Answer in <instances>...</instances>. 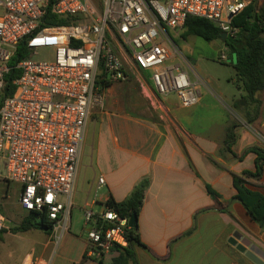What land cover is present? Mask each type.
<instances>
[{
  "label": "built area",
  "instance_id": "built-area-1",
  "mask_svg": "<svg viewBox=\"0 0 264 264\" xmlns=\"http://www.w3.org/2000/svg\"><path fill=\"white\" fill-rule=\"evenodd\" d=\"M256 1L0 0V101L18 46L26 40L30 52L16 64V91L0 107V179L20 186L22 209L44 215L52 232L68 231L99 83L136 77L154 104L175 95L183 108L198 105L199 86H210L169 31L185 29L187 19L196 17L234 38V19ZM43 50L51 60H39ZM219 59L228 61L225 53ZM105 184L100 177L99 189ZM129 220L107 207L100 214L85 210L84 222L92 225L85 258L102 261L115 247H127ZM7 229L9 220L0 212V232ZM24 264L49 263L35 257Z\"/></svg>",
  "mask_w": 264,
  "mask_h": 264
},
{
  "label": "crops",
  "instance_id": "crops-1",
  "mask_svg": "<svg viewBox=\"0 0 264 264\" xmlns=\"http://www.w3.org/2000/svg\"><path fill=\"white\" fill-rule=\"evenodd\" d=\"M169 34L200 70L204 56L195 58L192 35ZM235 76L234 70L227 78L231 90L211 82L220 94L201 84V100L192 108H183L175 95L161 99L166 118H145L109 107L95 110L81 147L70 229L51 233L7 229L0 234V264H24L35 257L49 264H112L120 255L117 250L102 261L84 259L90 226L84 222V212L102 213L111 197L124 201L144 177L150 178V185L138 217V235L145 247L134 248L131 264H254L229 240L240 233L264 251V231L241 203L233 201L234 177L256 170L257 155L247 151L264 148V92L259 95L260 112L251 123L244 121L235 109L238 96H245ZM191 78L196 82L195 76ZM251 107L255 112L252 104L244 113ZM233 123L239 125L232 147L236 157L225 150ZM100 177L106 184L99 189ZM208 187L219 197L211 196ZM247 187L264 194V167L260 178L247 180ZM21 213L28 214L23 209ZM22 220L16 219L19 225Z\"/></svg>",
  "mask_w": 264,
  "mask_h": 264
},
{
  "label": "trees",
  "instance_id": "trees-1",
  "mask_svg": "<svg viewBox=\"0 0 264 264\" xmlns=\"http://www.w3.org/2000/svg\"><path fill=\"white\" fill-rule=\"evenodd\" d=\"M253 4L234 19L233 25L239 29V33L234 38L228 37L227 40L224 41V44L235 56L236 62L233 65L236 73L235 79L238 87L245 93V96H243L245 105L242 106L240 102H237L235 109L239 112L244 110L247 111L250 105L255 104L256 108L254 113L257 115L262 105L259 95L264 92V3L257 8H255ZM50 24L51 22L48 21L47 25ZM57 24L64 25L66 21H59ZM185 29L187 36L192 35L207 42L219 40L222 35L220 29L213 23L196 17L187 19ZM29 53L28 43L25 40L18 46L17 53L10 62L11 70L6 77V87L1 97L0 107L5 99L13 96L15 93L16 86L14 81L20 76V70L16 69L15 66L20 61L28 58ZM110 86L111 84L99 83V92L103 93ZM246 115L248 116L246 120L248 123H251L255 118H249L251 115L250 112H246ZM238 127L239 125L237 123H233L228 128L225 141V150L234 157H236V155L232 151V147L237 140L236 129ZM248 152L257 155L255 161L256 170L254 172L244 171L240 176L234 177V187L237 193L233 197V201L241 203L251 220L264 231V194L253 191L247 187V180L249 178H260L262 176L264 167V148L254 147L249 149L246 154H248ZM149 185L150 178L144 177L136 184L133 191L124 201L117 202L111 197L105 206L114 209L123 217L130 218L133 214H137L139 217ZM208 193L215 198L219 197L218 193L210 187H208ZM32 229L51 233L53 231V223L49 222L42 214L30 213L24 217L21 224L12 229L11 232L20 233ZM4 232H6V230L0 232V234ZM127 240V247H115L113 249L119 251L120 255L113 260L112 264H131L135 259L134 248L136 246L145 247L138 235V229H131L127 233Z\"/></svg>",
  "mask_w": 264,
  "mask_h": 264
},
{
  "label": "rangeland",
  "instance_id": "rangeland-1",
  "mask_svg": "<svg viewBox=\"0 0 264 264\" xmlns=\"http://www.w3.org/2000/svg\"><path fill=\"white\" fill-rule=\"evenodd\" d=\"M264 3V0H257L253 4L255 8L259 7ZM186 33V29L174 33L178 38H182ZM173 39V38H172ZM189 39L196 41L195 50L196 56L201 54L204 56V59L200 62V70H195L198 74L205 79L210 89H213L215 92L219 93V89L216 86H213L211 82L213 80L217 81L223 90L230 89L227 85L228 76L234 75L233 65L236 62L235 56L230 52V50L225 46L224 41L221 39L214 42H207L201 38L191 36ZM174 41V40H173ZM222 53H225L228 61H221L219 58ZM189 59V58H188ZM39 60H51L50 53L46 51H41V57ZM235 92L236 88L234 87ZM263 95V94H262ZM239 101L242 102L243 99L238 96ZM99 103L96 104L92 113L97 109H103L105 107L111 108L113 111H124L138 114L142 117L154 118L162 116L166 118V115L157 104H154L146 92L143 91L142 86L136 77H132L130 80L125 82L113 83L111 86L101 93ZM91 113V114H92ZM243 115L244 121L247 120L248 116L244 111H240ZM251 115L249 118H254L255 113L253 107L250 110ZM238 118V117H237ZM242 121V119L238 118ZM0 181V212L9 220V230L19 226L16 219H23L28 214L21 213L22 209L18 204L20 187L18 184L10 183L4 179ZM22 214V215H21ZM89 229L87 233L92 229V225L88 226ZM86 233V234H87Z\"/></svg>",
  "mask_w": 264,
  "mask_h": 264
},
{
  "label": "water",
  "instance_id": "water-1",
  "mask_svg": "<svg viewBox=\"0 0 264 264\" xmlns=\"http://www.w3.org/2000/svg\"><path fill=\"white\" fill-rule=\"evenodd\" d=\"M228 38L227 34L224 33L221 35V40L226 41ZM243 104V101L241 102ZM129 225L132 229H138V216L133 214L130 217ZM229 243L236 247L238 251L245 254V256L252 261L254 264H264V251L258 246L252 244V242L243 237L240 233H234Z\"/></svg>",
  "mask_w": 264,
  "mask_h": 264
}]
</instances>
